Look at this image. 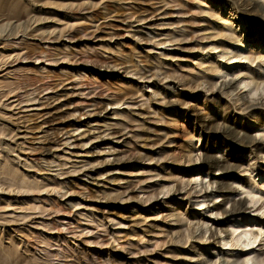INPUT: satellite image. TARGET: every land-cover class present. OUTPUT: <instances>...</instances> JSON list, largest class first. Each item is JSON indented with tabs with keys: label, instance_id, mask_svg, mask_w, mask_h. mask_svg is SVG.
Returning <instances> with one entry per match:
<instances>
[{
	"label": "rangeland",
	"instance_id": "obj_1",
	"mask_svg": "<svg viewBox=\"0 0 264 264\" xmlns=\"http://www.w3.org/2000/svg\"><path fill=\"white\" fill-rule=\"evenodd\" d=\"M101 2L0 34V128L17 133H0V165L39 185L0 186L1 246L22 264H264V0ZM137 52L153 59L141 77L108 59ZM52 109L71 139L40 155Z\"/></svg>",
	"mask_w": 264,
	"mask_h": 264
},
{
	"label": "bare ground",
	"instance_id": "obj_2",
	"mask_svg": "<svg viewBox=\"0 0 264 264\" xmlns=\"http://www.w3.org/2000/svg\"><path fill=\"white\" fill-rule=\"evenodd\" d=\"M101 1L102 0H44L41 3H39V0H5V1L0 0V11H1L0 13L6 12L5 14H8L7 12H10L13 14L12 17L9 19H8V16L6 17L5 23L2 22L3 24H2V27H0V34L4 33L6 31V35L9 36V35L15 34V31L18 32L17 30L24 31L28 26L27 24H28L29 20H31V19H33V20L43 19V21H44V19H45L47 21L48 18H55L58 15L59 10L72 9V8H76L79 6L87 5L88 8L93 7L95 13H97L96 4H99V2H101ZM133 1L134 0H132V2ZM104 2H105V4L106 3H112L113 0H104ZM101 3H103V2H101ZM42 5H46L47 8H43ZM102 5L103 4H101V6ZM103 6H102V8L104 9V11L106 13H104V14L101 13L99 15V16H101L102 19L103 18L105 19V14H109V13L111 14V12L112 13L114 12L113 18L117 19L118 17H120L119 16L120 11H117L116 8L110 9L109 7H103ZM102 8L100 7L101 10H103ZM132 9H133L132 12H133V14H135V18H136V21L138 23L147 24L146 23L147 16L155 15L154 11L152 9H150L148 6L140 7L139 5H136L134 3ZM44 10H46V12H48V13L42 14V13L37 12V11H44ZM249 14H250V12H249ZM97 16H98V14H97ZM48 20H50V19H48ZM2 21H3V19H2ZM144 30H145L144 27H141V25H140L137 28V30H135L136 36L138 37V39H140V41H142L145 44L151 43V40L142 33V31H144ZM35 31H39L40 33L46 34V35L51 34V32H53V31H50V29H46L44 27H40V28L36 29ZM71 37L75 39L77 37V32L73 31ZM55 38H56V36H55ZM160 44H162V43H160ZM29 53L32 55L36 53L34 46H31V48L28 49L27 54H29ZM136 58H137L136 59L137 61H132V60L128 59L127 57H122V56L121 57L120 56L119 57L112 56L111 58H108V59H110V62L112 63V65L114 64V66H122L124 69H126V68L133 69V71L135 73L139 74L140 77L143 76L144 74H146L147 72H149L151 68H153V59L151 57H149L147 54H142L141 52H137ZM105 60L103 62L104 64H105ZM135 63L139 64L138 67L135 66ZM106 65H107V63H106ZM145 69H147V70H145ZM61 83H62L61 81L57 80L56 82H54L52 89H57V87L59 85H61ZM43 86H44V84H43ZM223 86L227 87L228 83L223 84ZM130 91H129V93H130ZM127 92L128 91H125L124 93L127 94ZM53 97H55V96H53ZM49 99H51V97L48 98L47 101H49ZM116 100H114V101H116ZM147 102L149 103V101H147ZM48 104H46V105H48ZM119 104H120V100L116 101L113 105H119ZM146 106H148L147 103H146ZM145 109L146 108H144V111H145ZM52 111H53V109L51 111L45 112L43 114L45 117H43L42 121L40 122V125L35 126V129L40 126L39 129H40V132L42 134V136L40 138L41 139L40 143H38L41 145V146H39L40 147L39 148L40 149V151H39L40 155L48 154V152L51 151V147L53 146V144H55V142L58 141V142H62L63 144H66L71 139L70 136L67 135L68 133L63 131V128L56 129V131H55L53 129V127H51V123L53 121L51 114H57L58 113V110H56L55 112H52ZM146 112H147V110H146ZM147 113H149V112H147ZM149 114H151V113H149ZM153 114H154V112H153ZM60 116H62L61 118L63 120H64V118H67V115H60ZM68 117H69V115H68ZM43 125L46 126L44 129L41 128V126H43ZM28 129H33V128H28ZM77 129H78V127L75 126L74 128L71 129V131H76ZM114 130H115L114 128H107L106 131H108L109 135H115L117 132ZM31 131H33V130H31ZM0 133L4 134V135L5 134L6 135H12L14 138L17 136V133L14 131V129H10L9 127H6V126L3 128H0ZM63 136H64V138H63ZM37 138H39V137H37ZM153 141H156V140H153ZM153 141H151V142L153 143ZM250 142L252 143L253 141H250ZM111 148L113 149V147H111ZM203 162L206 165L207 170H210V168L213 167L217 171H220L221 176L225 174V172H224L225 167H224V165H222L221 161H215V162L211 163L210 159L208 157H206L203 159ZM0 166H1V168H0V186L1 187L6 186L10 189L14 187L16 189L18 188V190L21 189L23 191H25L24 189H26V190L28 189L27 191H29L30 189H38L39 188V185L37 184V182L31 183V181L29 182V181L24 180L23 176L21 177L20 175H18V172H16L17 169H15L16 171H14L10 168V166H7L6 164L3 166L0 165ZM216 193L219 194V196L222 198L223 201H228V202L230 201L229 209L226 210L227 213H235V212L241 211L242 206L238 202L228 200V196L232 193L231 187H228V186L218 187L216 189ZM211 236H212V234H211ZM249 243H250L249 240L245 241L244 245L247 246ZM22 261H23V258L21 255L16 254L15 250L11 249L10 246L9 247L8 246H6V247L1 246V241H0V264H22ZM23 263H24V261H23ZM242 264H248V260L245 258L243 260Z\"/></svg>",
	"mask_w": 264,
	"mask_h": 264
}]
</instances>
